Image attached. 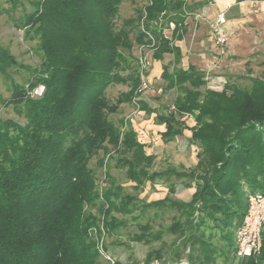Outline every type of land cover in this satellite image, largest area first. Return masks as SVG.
Here are the masks:
<instances>
[{
  "label": "trees",
  "instance_id": "obj_1",
  "mask_svg": "<svg viewBox=\"0 0 264 264\" xmlns=\"http://www.w3.org/2000/svg\"><path fill=\"white\" fill-rule=\"evenodd\" d=\"M124 1H31L33 11L26 15L23 28L27 36L39 38L44 59L32 70L29 92L40 85L44 91L30 98L26 86L13 84L10 99L0 96V103L13 105L26 120L22 124L0 118V264H102L90 235L98 219L85 207L98 200L90 161L109 147L137 187L165 176L190 179L184 186L195 192L187 202H171L180 217L168 231L180 239L175 257L189 247L192 264H216V234L227 244L230 263L248 197L264 194L263 79L252 78L243 87L226 82L216 91L208 88L206 74L192 65L187 70L163 66L166 90H175L176 95L173 109L159 112L156 119L165 127L161 134L165 141L190 131L189 142L198 153L197 164L188 173L170 169L151 173L153 158L146 155L136 131L126 128L121 133L123 127L110 119L120 104L140 96L134 46L149 45L148 32L156 41L155 61L171 54L174 64L180 63L182 51L175 42L182 41L185 20L195 10L183 0H148L135 18L118 28ZM144 14L146 32L139 28ZM171 25L169 39L164 31ZM16 66V59L0 46V73ZM112 85L129 88L115 104L106 95ZM138 103L140 110L149 111ZM185 117H192L194 125L188 126ZM121 191L112 188L106 193L111 211H128L133 199L121 197ZM107 214L106 228L113 233L122 222L110 217V211ZM140 230L133 241L154 242L164 233L149 234L147 226ZM257 263L246 256L238 264Z\"/></svg>",
  "mask_w": 264,
  "mask_h": 264
},
{
  "label": "rangeland",
  "instance_id": "obj_2",
  "mask_svg": "<svg viewBox=\"0 0 264 264\" xmlns=\"http://www.w3.org/2000/svg\"><path fill=\"white\" fill-rule=\"evenodd\" d=\"M31 1L33 0H0V46L8 50L18 62V66L10 68L7 74L0 73V96L5 100L10 99L13 84L26 86V94L30 98L41 96L29 94L28 83L32 78V70L39 67L44 59L39 38L33 34L27 36L23 28L26 15L33 11ZM183 1L187 6L194 7L196 2L204 0ZM147 4L148 0H125L116 20L118 28L126 19L135 18L138 15L137 10H143ZM193 18L195 22V17ZM145 22L146 14L139 21V28L144 32H146ZM189 22L194 26L191 19ZM164 34L171 37L169 29H166ZM232 37L233 35L229 34V44L225 54L217 55L218 58L215 61L217 67L206 75L207 86L212 90L221 91L226 82L243 87L249 85L252 78L264 80V49L262 53L253 54L251 57L245 55L246 52L239 53V56L234 55L229 52ZM140 47L135 45L132 51L136 60ZM152 52L150 51V55ZM170 58L172 57L167 56L165 62H168ZM154 67L158 70V63L151 60L149 72L147 70L146 74L149 87L139 97H136V100L144 103L149 111L139 113L140 109L133 102H124L119 105L116 113L110 115V119L120 129L124 128L121 133L126 128L136 131L138 140L146 147V155L153 158L151 173H162L169 169L188 173L197 164L198 149L189 142L191 136L189 130H185L182 136L175 137L171 141H165L161 137L165 127L157 122L156 115L159 112L167 113L169 109H173L172 102L176 92L166 90V83L160 80L159 75L153 76L156 71H152ZM37 88H44V86L40 85ZM127 91H129L127 86L112 85L108 88L106 95L109 102L115 104L121 94ZM0 118L26 123L13 105L4 106L0 103ZM184 120L188 126L194 125L192 117H185ZM118 160L119 156L115 150L109 147L108 151H100L89 164L95 173V191L98 200L94 205H86L85 211L98 219L97 225L90 230V235L97 244V248L100 244L103 245L104 254L98 250L102 264H115L116 260L122 264H192L188 257L189 247L182 250L183 254L180 258L175 257L174 252L180 239L168 231V228L180 217V213L173 209L171 202L175 200L187 202L195 192L194 188L184 186L186 182H190V179L175 175L165 176L157 178L152 183L143 182L137 187L127 177L126 168H119ZM101 162L103 164L100 165ZM112 188L121 189V197L129 196L133 199L128 211H111L106 200V193ZM172 189H175L174 192ZM157 201L163 202L159 206L153 205ZM109 211L110 217L122 222L113 233H109L106 228ZM143 226L148 227L149 234L164 232L161 234L162 238L150 243L133 241L135 236L140 235V229ZM211 232L206 230L207 234ZM213 243L219 248L216 264L239 263L240 258L236 256L235 250L230 254L229 263L227 244L220 239V234L215 235ZM234 244L236 249V242ZM106 255L113 262L106 259Z\"/></svg>",
  "mask_w": 264,
  "mask_h": 264
},
{
  "label": "crops",
  "instance_id": "obj_3",
  "mask_svg": "<svg viewBox=\"0 0 264 264\" xmlns=\"http://www.w3.org/2000/svg\"><path fill=\"white\" fill-rule=\"evenodd\" d=\"M193 8L195 10L185 20L187 30L182 41L175 42L182 51L180 63L175 65L171 54H165L162 61H155L152 52L151 60L159 66L158 70L155 67L152 69V71L156 70L153 76L159 75L160 80H163L161 78L163 66H170V70L174 66L187 70L192 65L206 75L216 68L215 61L218 54L209 22L215 20L220 13L225 14L226 31L233 35L229 47L230 53L239 56V53L246 52L245 55L250 57L253 54L262 53L264 49V0H204L196 2ZM190 19L194 26L189 22ZM173 29L174 25H171L169 29L171 37ZM166 37L171 39V37ZM167 56L172 58L165 62ZM139 113H145V111L139 110Z\"/></svg>",
  "mask_w": 264,
  "mask_h": 264
},
{
  "label": "built area",
  "instance_id": "obj_4",
  "mask_svg": "<svg viewBox=\"0 0 264 264\" xmlns=\"http://www.w3.org/2000/svg\"><path fill=\"white\" fill-rule=\"evenodd\" d=\"M226 17L224 13L218 14L215 20L209 22V27L212 32L215 49L218 55L225 54L226 47L229 44V33L226 31ZM147 33L150 44L141 46L137 58L139 73L141 78V85L137 94H141L148 89V82L146 80L147 70L150 68V51L155 47V38L152 34ZM151 56V55H150ZM44 88H35L29 92L30 95H42ZM134 98L133 103L139 107V103ZM248 209L243 219L242 224L237 229L236 242V256L240 259L243 257H252L256 259L257 264H264V194L256 193L248 197ZM100 253L104 254L103 245L98 246ZM106 259L112 261L106 255ZM113 262V261H112Z\"/></svg>",
  "mask_w": 264,
  "mask_h": 264
}]
</instances>
